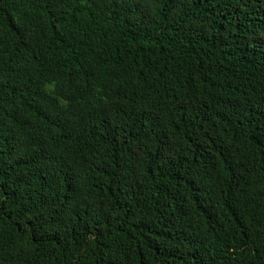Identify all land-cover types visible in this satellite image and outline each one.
Listing matches in <instances>:
<instances>
[{"label":"trees","instance_id":"16d2710c","mask_svg":"<svg viewBox=\"0 0 264 264\" xmlns=\"http://www.w3.org/2000/svg\"><path fill=\"white\" fill-rule=\"evenodd\" d=\"M0 264H264V0H0Z\"/></svg>","mask_w":264,"mask_h":264}]
</instances>
